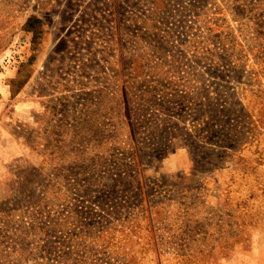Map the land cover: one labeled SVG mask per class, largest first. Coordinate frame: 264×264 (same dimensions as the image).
<instances>
[{
  "label": "rangeland",
  "instance_id": "obj_1",
  "mask_svg": "<svg viewBox=\"0 0 264 264\" xmlns=\"http://www.w3.org/2000/svg\"><path fill=\"white\" fill-rule=\"evenodd\" d=\"M0 264H264V0H0Z\"/></svg>",
  "mask_w": 264,
  "mask_h": 264
},
{
  "label": "trees",
  "instance_id": "obj_2",
  "mask_svg": "<svg viewBox=\"0 0 264 264\" xmlns=\"http://www.w3.org/2000/svg\"><path fill=\"white\" fill-rule=\"evenodd\" d=\"M39 22V20H37V18H29L25 25L29 30H33L34 27V23Z\"/></svg>",
  "mask_w": 264,
  "mask_h": 264
}]
</instances>
